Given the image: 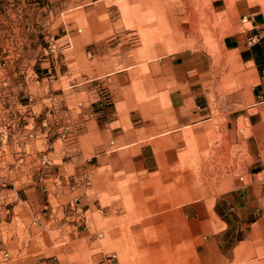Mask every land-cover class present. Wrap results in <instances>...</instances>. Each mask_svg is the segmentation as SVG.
Returning <instances> with one entry per match:
<instances>
[{
  "label": "rangeland",
  "instance_id": "rangeland-1",
  "mask_svg": "<svg viewBox=\"0 0 264 264\" xmlns=\"http://www.w3.org/2000/svg\"><path fill=\"white\" fill-rule=\"evenodd\" d=\"M0 9L2 105L13 93L29 100L27 107L12 102L14 126L0 104V264L16 263L18 239H27V254L35 223L45 220L35 243L54 264H199L200 242L183 206L214 202L224 196L217 184L227 188L236 170H254L238 141L250 133L245 116L256 66L221 43L251 27L245 15L261 18L264 32V0H0ZM180 54L196 59L212 107L203 143L192 129L164 137L156 172L133 168L138 145L117 160L98 156L106 140L89 122L96 106H115L134 122L156 120L157 133L176 125L167 110L180 99L172 77L180 71L169 58ZM250 112L264 121L261 106ZM257 164L260 170L264 162ZM64 183L72 192L59 210L33 206L37 189L50 184L55 202V186ZM25 199L32 201L26 211L14 209Z\"/></svg>",
  "mask_w": 264,
  "mask_h": 264
},
{
  "label": "crops",
  "instance_id": "crops-1",
  "mask_svg": "<svg viewBox=\"0 0 264 264\" xmlns=\"http://www.w3.org/2000/svg\"><path fill=\"white\" fill-rule=\"evenodd\" d=\"M250 23L251 27L244 34L226 35L221 45L227 53L238 52L243 63H253L256 66L254 82L249 94L251 103L247 106L249 109L245 116L248 119L245 127L249 128L250 133L248 136L240 137L238 141L240 144L243 142L247 144L250 157L254 161V170H236L235 181L227 188L225 184H217L215 190L222 191L224 196L215 198L214 202L198 199L183 206L189 214L191 238L200 242L197 250L199 264H264V164H261L262 169L257 170V161L260 159L264 162V121H253L252 119L256 117L253 118V113L250 112L264 93V32L261 30L263 26L261 18L252 16ZM253 34L258 35L259 40L253 46H248L247 38ZM169 63L180 71L179 74L172 76L180 86L175 93L180 99L171 104L167 110L171 121L176 125L167 132L157 133L156 120L134 122L132 116L128 118L120 115L115 106L103 108L96 106L91 110L89 122L101 130L106 140L100 145L102 148L98 149V156L105 155L106 158L117 160L118 154L138 145L139 151L131 158L133 168L139 172H156L151 165L157 162V144L161 145L164 137L170 135L171 138H176L179 134L192 129L196 130L197 138L203 143V128L209 125L213 118L210 116L212 107L207 101V92L200 79L202 73H198L197 61L192 56L180 54L170 57ZM158 112L162 113V110H157ZM240 118L241 115L234 122L235 129L239 131L243 129ZM62 140L57 137L54 144L58 145ZM245 178L246 182H243ZM55 188L58 193L55 202L51 201L54 191L49 184L47 187H41V191L37 189L35 198L37 200L33 206H45L47 203L46 207L51 205L52 210H59L67 195L72 192V188L66 183ZM33 190L34 188L31 189ZM30 202L32 201L29 199L20 200L14 205V209L26 211ZM226 211L230 213L229 219L225 218ZM46 222L50 224L48 220L35 223L39 230L32 233L33 247L27 254H24L27 249V239L25 243L18 239L14 254L15 264H20L22 260L24 264H54L51 259L43 255L38 243H35L41 240ZM232 233L239 235L233 241ZM230 240L231 247L227 248L226 243ZM23 255L26 257L24 258Z\"/></svg>",
  "mask_w": 264,
  "mask_h": 264
},
{
  "label": "built area",
  "instance_id": "built-area-1",
  "mask_svg": "<svg viewBox=\"0 0 264 264\" xmlns=\"http://www.w3.org/2000/svg\"><path fill=\"white\" fill-rule=\"evenodd\" d=\"M2 14H5V11L1 10L0 9V15ZM243 23H247V22H251L252 21V16H243V18L241 19ZM251 30V29H249ZM1 31V29H0ZM259 40V36L256 35V34H253V35H249L248 38H247V45L248 46H253L255 43H257ZM7 69V62L4 61L0 64V70H5ZM12 74L9 73L7 74V77L4 81V84H7V83H11V79H12ZM16 86V85H15ZM8 97H11L8 101H9V104L8 105H2L3 104V93L0 91V104L2 105V108L3 110H7L8 112L10 111V115H9V119L11 120L12 118H14L15 115V111L12 109V102L13 103H20L23 107H27L29 105V100H28V97L25 96V95H22L21 94H16V93H13V94H9ZM5 104V103H4ZM4 106V107H3ZM254 106H261L263 109H264V93L261 95V97L259 98V100L254 104ZM253 106V107H254ZM2 108H0V112L2 111ZM8 122V125L11 126L13 125L14 126V123L12 124V120ZM2 124V117L0 116V126Z\"/></svg>",
  "mask_w": 264,
  "mask_h": 264
}]
</instances>
